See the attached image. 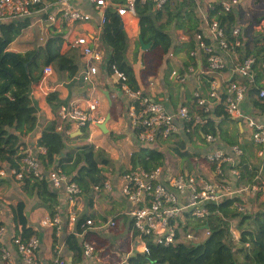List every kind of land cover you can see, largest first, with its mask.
<instances>
[{"label": "crops", "instance_id": "0c3cea01", "mask_svg": "<svg viewBox=\"0 0 264 264\" xmlns=\"http://www.w3.org/2000/svg\"><path fill=\"white\" fill-rule=\"evenodd\" d=\"M199 1L201 6L199 13L203 18L208 17L210 5L217 0ZM125 2L126 0L121 3L114 2L113 7L105 10V15L109 17L107 38L104 37L102 11L94 5L92 0H73L71 2L73 7L82 9L91 15L90 21L69 22L62 17L58 7L54 5L48 12L55 14L57 18L55 21H50L44 12L36 14L31 19V26L10 45L11 50L25 53L45 45L49 38L59 32L65 36L61 52L69 55V59L74 61L73 65L66 62L63 70L52 64L53 72L46 77L43 75V70L35 72L36 74L42 73L41 78L33 82L29 94L31 105L35 109V126L30 131L11 129L20 140V147L15 155V164L0 161V170L3 169L4 172L0 173V213L1 221L6 226L4 233L0 236V248L5 247L10 250L16 262L20 255L12 238L20 225L16 227L13 207L20 202L25 204L24 215L27 219V226L31 227L40 239L39 256L44 264H47L58 253L66 260V264H138L136 262L138 254L145 253L142 250L141 238L130 230L131 204L123 195L121 185L122 175L133 169L131 163L133 152L148 147L141 143L133 125L132 100L124 89L119 87L117 75L109 73L106 67L110 51L114 48L126 49L127 60L134 68L140 89L159 99L170 113H176L181 106H188L195 112L197 110L195 95L199 92L206 99L207 106L211 108V118L217 125L221 124L226 137H235L238 143L243 145L251 163L253 158L260 153L259 148L257 151V145L252 146L251 131L244 121L233 120L238 123V132L225 131L223 116L216 115L218 105L210 97L211 83L216 81L220 91H223L226 82L231 78L233 63L240 55L231 54L227 61L229 65L227 70L214 73L209 70L207 55L203 51L199 49L196 56L191 55V52L197 49V46L191 48L192 37L174 26L168 32L178 49L175 54L165 55L161 49L144 51L139 41L142 29L137 15L128 14L121 18L117 13L116 6ZM235 7L238 16L237 26L241 29V36L250 42V45L255 46L256 35L264 33V0H238ZM201 26L203 27L204 23ZM78 36H86L90 45L101 50L106 60L99 65V72L89 82H85L82 78L83 71L88 68L89 59L84 57L79 49L70 46V41ZM37 39L42 42H38ZM178 75L185 79L179 80ZM94 98L99 100L98 110L95 113L99 121L81 128L70 120L62 119L61 112L64 108L73 103L86 107L88 101ZM244 105L247 114L256 113L251 106L250 99ZM259 115L256 113L254 116ZM259 119L264 121V114ZM46 130H55V133L63 138L64 149L60 157L67 152H76L77 147L87 144L94 145L95 150H104L110 160V164L103 167L107 177L112 179L113 188L95 193L92 204L83 195L79 220L87 215V219H92L94 224L86 227L85 230L82 228L81 232L78 231L77 226L73 227L68 223L67 205L60 194L62 188L55 189L50 186L58 195L59 203L56 206V213L62 217L59 231L56 227L42 225V219L51 215L48 205L42 200L41 194L37 193V189L32 191L31 188L28 192L24 182L18 181L12 173L21 163L18 155H23L31 149L37 150ZM187 134L180 132L169 139L161 140L157 149L165 153L166 150L161 149L160 144L164 141L171 143L172 149L167 153H175L177 157L184 158L177 162L180 164V169H185L182 173L205 174L211 177L212 173L204 159L205 154L216 147H228L231 144H227L220 134L216 135L215 143H207L202 129L193 134V139L189 140ZM177 142L187 147L188 156L182 157L174 151ZM56 165L57 162L44 165L42 168L44 175L47 171L49 173L57 168ZM110 165H112L111 170H108ZM166 167L174 174L173 169ZM111 219L116 221L114 227H110L107 223ZM85 222L82 221V224ZM202 232L199 230L194 233L204 241L207 236H201ZM76 241L80 250L75 248ZM184 241L188 240L184 238ZM87 242H92L97 246L95 253L89 257L84 253V244ZM134 251L136 253L132 255Z\"/></svg>", "mask_w": 264, "mask_h": 264}, {"label": "built area", "instance_id": "2783aa9c", "mask_svg": "<svg viewBox=\"0 0 264 264\" xmlns=\"http://www.w3.org/2000/svg\"><path fill=\"white\" fill-rule=\"evenodd\" d=\"M73 0H48L41 9L35 7L43 0H0V23H9L27 18H32L36 14L44 12L50 21H55V14L48 10L56 5L62 17L69 22H88L91 15L82 9L75 8L71 4ZM150 0H126L124 4L116 6L117 13L121 18L128 14H136L137 2L145 3ZM156 8L162 7L167 0H151ZM94 5L102 11V24L107 21L105 10L113 7V0H92ZM238 0L224 1L225 11H230ZM204 26L202 32L196 35L197 49L191 52L194 57L198 50L207 55L209 70L217 73L227 70L228 59L231 54L236 53L234 47L242 46L239 38L241 29L235 26L231 36L236 38L230 41L224 28L217 19L203 18ZM202 23V25H203ZM71 48L79 49L84 57L89 59L88 68L83 71L82 78L89 82L94 75L99 72V65L104 63V55L101 50L91 46L86 36H78L70 41ZM237 54V53H236ZM259 59V58H258ZM253 56L242 55L233 63L231 78L226 82L223 91H220L216 81L210 86V97L214 99L216 105H223L227 118L244 121L251 131V139L260 149V156L264 155V121L256 113L247 114L245 102L250 99V91L253 87L262 85L260 96L264 97V58L261 61ZM260 60V59H259ZM114 74L119 78L118 84L129 95L132 100V119L135 129L140 130L138 137L143 145L148 148H158L161 140L169 139L180 132L191 133L193 128L189 126H206L211 122V108L207 106L206 99L201 93L196 92V111L188 106H181L176 113H170L166 106L153 95L142 89L133 91L125 83L126 76L113 66ZM53 72L52 65H46L43 75L49 76ZM261 72V73H260ZM179 80L185 77L178 75ZM99 100L90 99L86 107L76 103L64 108L61 117L70 120L81 128L99 121L95 113L98 110ZM252 106V105H251ZM222 118V119H227ZM205 141L209 144L215 143L217 137L208 132L204 134ZM47 154L45 146H38V149H31L24 152L21 163L17 169L13 170V175L18 181H23L25 177L33 176L40 179L46 177L55 189L62 188L61 196L67 205L68 223L75 227L79 221V214L82 210L81 203L83 191L80 185L71 179L69 175L57 167L44 175L42 155ZM247 153L242 144L237 143L228 147H216V149L205 154L204 159L212 173L211 177L197 173H175L163 165L151 171L143 168L131 169L122 175L121 191L131 204L130 230L136 233L143 242L142 250L149 253V240L154 243L169 246L177 243H199L200 237L193 232L189 233L188 226L193 220H206L209 215V205L219 204L227 199L239 198L244 201L243 206L248 207L247 201L256 196L260 190L264 189L260 183L245 184L241 182V171L238 165ZM229 171V172H228ZM3 174V169L0 170ZM259 173L257 175V178ZM113 182L108 176L102 187H96L98 192L102 190H112ZM0 223L1 213H0ZM43 226L56 227L58 230L62 224V217L59 213L49 215L42 219ZM110 227L116 225V221L111 219L107 222ZM94 224L92 219H86L82 228ZM206 226V225H205ZM199 227L206 236L210 234L209 227ZM6 226L2 223L0 236L4 233ZM22 227H19L21 230ZM60 231V230H59ZM58 231V232H59ZM205 236V237H206ZM186 238L188 241H184ZM13 244L20 255L18 262L13 254L5 247L0 248V264H44L39 256L40 239L34 234L29 239L24 240L20 235L15 234L12 238ZM97 246L92 242L84 244V253L91 256L95 253ZM47 264H66V260L58 253Z\"/></svg>", "mask_w": 264, "mask_h": 264}, {"label": "trees", "instance_id": "16d2710c", "mask_svg": "<svg viewBox=\"0 0 264 264\" xmlns=\"http://www.w3.org/2000/svg\"><path fill=\"white\" fill-rule=\"evenodd\" d=\"M47 0H43L35 9H40ZM125 0H114V2H124ZM224 0L213 2L208 10L209 19H217L224 28L230 41L236 40L231 36L233 28L238 24L237 9L234 6L230 11H225ZM199 0H167L166 3L156 8L153 1L136 4V15L140 20L141 33L145 43L151 45V50L161 49L165 55L175 54L177 47L173 44L169 29L174 26L183 30L192 37V47L197 46L196 35L202 32V15L199 13ZM118 15V14H117ZM103 25L104 37L109 36L107 30L108 16ZM117 18H120L117 16ZM32 24L30 18L0 23V161H9L15 164V155L20 147L18 136L11 129L30 131L35 126V109L31 105L29 94L33 82L42 76V70L46 65H55L63 70L66 62L73 65V60L69 55L61 52L65 40L63 33L57 32L54 37L49 38L46 44L25 53L10 49V45ZM242 46L234 47L235 52L240 56H255L258 61L264 58V33H258L255 37V46L244 40L241 33L239 35ZM141 45V44H140ZM109 73H113V66L123 72L126 76L125 83L133 91L140 89L138 80L132 64L127 60L126 49H112L106 61ZM42 66V69H41ZM41 70L39 74L35 72ZM261 73V72H260ZM121 88V85L118 84ZM262 87H253L250 91V103L256 113H264V97L260 96ZM192 110V109H191ZM193 112V110H192ZM216 115L227 118V113L223 105H218ZM224 120V119H223ZM193 128L188 133V138L193 139V134L200 129L204 133L211 132L215 135L220 134L227 144H237L235 137H226L221 129V124L217 125L211 119L206 126L188 124ZM139 134L140 130H136ZM194 132V133H193ZM227 135V132H226ZM63 138L55 133V130L44 131L39 145L47 148V154L41 156L43 165L57 162L64 173L69 175L82 188L84 196L92 204L95 193H99L96 187H102L107 175L104 165L110 164L104 150H95L94 145H80L76 152H67L64 156H59L64 149ZM174 151L180 156L186 157L189 151L185 145L177 142ZM22 160L23 155H18ZM251 160L243 157L238 168L241 171V182L245 184L260 183L263 180L260 168L250 162ZM166 162L165 154L156 148H140L131 155L133 169L138 167L151 171ZM26 190L30 192L37 189V193L48 205L51 215L56 213L58 205V195L50 188V183L46 177L43 179L28 176L23 180ZM39 189V190H38ZM263 189L256 195L257 200L263 194ZM244 201L239 198L227 199L219 204H210L209 215L206 220L196 221L199 227L209 226L210 234L207 238L197 243H177L169 246L154 243L149 240V253H140L137 256L138 264L152 262L154 264H264V203L261 202L254 211H249V207L243 206ZM24 202L18 203L13 207L14 221L16 227H22L16 231L17 236L27 240L36 232L27 226V219L24 215ZM87 215L77 223V229L82 231V221H86ZM237 221L236 228L240 230L239 243L234 240L232 223ZM2 223H0L1 227ZM75 238V237H74ZM75 248L80 247L75 243ZM243 253L245 258L239 260L237 254Z\"/></svg>", "mask_w": 264, "mask_h": 264}, {"label": "rangeland", "instance_id": "374dc122", "mask_svg": "<svg viewBox=\"0 0 264 264\" xmlns=\"http://www.w3.org/2000/svg\"><path fill=\"white\" fill-rule=\"evenodd\" d=\"M37 41L42 42V40H39V39H37ZM151 51H156V50H151ZM223 126H224L225 131H227V132L228 131L230 132L232 130H234L235 132H238V123L237 122L235 123V121H233L230 118L229 119L227 118L224 120ZM83 143H85V142H83ZM251 143H252V146H255V143L253 141ZM166 145H170V146H166ZM159 147H161V149H163V150H166V152L164 153L166 155L165 165L170 167L171 169H173L174 174L175 173H182V171H184L185 169H180L181 168L180 164H177V162L179 159L183 160L184 158L177 157V155H175V153L174 154L173 153H167V151H170L172 149L171 143H166V141H164L160 144ZM257 151H259L258 147H257ZM261 159H263V161ZM253 163L255 164V166L260 167V176H261V179L263 180L264 179V155L263 156L257 155L256 157H254ZM111 167H112V165L108 166V170H111ZM169 171H170V169H169ZM255 199H256V196H253L252 198H250L247 201V204L249 207L248 212L256 210L261 202L264 203V192L261 195V197L259 198V200H257V199L255 200ZM236 225H237V221H234L232 223V231H233L235 242L239 243V238H240L241 233H240V230H238L236 228ZM188 228H189V233H191V232L196 233L197 232L196 221L191 222L190 225L188 226ZM204 235L206 236L207 234L202 232L201 236H204ZM201 240H199V241H201ZM237 256H238L239 260H243L245 258V255L243 253H238Z\"/></svg>", "mask_w": 264, "mask_h": 264}, {"label": "water", "instance_id": "95a60500", "mask_svg": "<svg viewBox=\"0 0 264 264\" xmlns=\"http://www.w3.org/2000/svg\"><path fill=\"white\" fill-rule=\"evenodd\" d=\"M139 41H140V44H141V48H142V50H149L150 49V47H151V45L149 44V43H145V41H144V39L142 38V35L140 34V36H139ZM102 127H104V125H102ZM45 175H48V171H47V173H45ZM206 228H208L209 226L208 225H206L205 226ZM199 243H197V245H198ZM135 253H136V251H134L133 253H132V255H135Z\"/></svg>", "mask_w": 264, "mask_h": 264}, {"label": "clouds", "instance_id": "9594fccd", "mask_svg": "<svg viewBox=\"0 0 264 264\" xmlns=\"http://www.w3.org/2000/svg\"><path fill=\"white\" fill-rule=\"evenodd\" d=\"M48 1V0H47ZM44 6V5H43ZM41 9V8H40ZM46 16H47V14H46ZM33 18V17H32ZM32 18H30V19H32ZM200 243V242H199Z\"/></svg>", "mask_w": 264, "mask_h": 264}]
</instances>
